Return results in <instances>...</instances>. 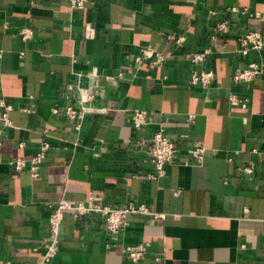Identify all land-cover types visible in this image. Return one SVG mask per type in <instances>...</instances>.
Masks as SVG:
<instances>
[{"label":"crops","instance_id":"crops-1","mask_svg":"<svg viewBox=\"0 0 264 264\" xmlns=\"http://www.w3.org/2000/svg\"><path fill=\"white\" fill-rule=\"evenodd\" d=\"M220 18H231L230 30L212 38ZM23 26L32 37L22 39ZM248 29L264 37V0H87L78 9L70 0H0V99L13 105L0 146V264H40L57 202H88L91 192L165 214L128 213L111 232L96 212L65 211L57 264H264V72L233 79L250 58L264 59V48L235 50ZM144 45L169 55L136 61ZM208 46L200 67L215 78L205 87L191 83V58ZM69 106L85 108L80 125ZM137 108L147 110L142 126ZM162 127L178 152L154 178L140 141ZM42 141L49 147L33 176ZM197 141L201 162L191 161ZM139 241H149L147 253L133 262L124 245Z\"/></svg>","mask_w":264,"mask_h":264},{"label":"built area","instance_id":"built-area-1","mask_svg":"<svg viewBox=\"0 0 264 264\" xmlns=\"http://www.w3.org/2000/svg\"><path fill=\"white\" fill-rule=\"evenodd\" d=\"M87 0H70L72 8H82ZM234 13H241L243 15L248 14V9H240L236 6L230 8ZM213 14H217L213 12ZM256 17H260L259 13H256ZM232 24L231 18H220L213 25L212 38H216L218 32H226L230 30ZM88 28L90 26L88 25ZM20 35L22 39H27L33 36V29L31 26H23L20 29ZM184 36L180 35L177 38L178 42L184 40ZM264 48V37L262 31L259 29H248L238 34L237 46L235 50L242 56H249L252 51H261ZM2 49L0 48V51ZM211 51V47L208 46L202 51L194 53L191 60L193 63V69L191 71V83H201L203 86L208 87L211 85L215 78V71L211 68H203L200 65L206 61L208 53ZM23 54V51H21ZM169 53L159 51L154 45H144L141 47L140 52L136 55V61H142L154 57L155 61H162L167 58ZM264 72V59L262 57L250 58L246 65L238 67L233 73V79L235 81H250L257 75ZM119 72L118 75H121ZM232 104L241 105L242 107L248 106L249 98L246 96H240L236 93H230L228 95ZM0 105L2 111L0 113V146L3 143V134L5 127L13 124L10 117V111L13 109L12 103L7 102L1 97ZM26 111H32V108H26ZM54 112H58L59 108L53 107ZM67 113L70 117L77 119V125H80L81 120L85 114V108L76 109L74 107H67ZM148 120L147 110L144 108H137L134 114V124L136 126L144 125ZM145 144L147 154L150 162L153 165V172L149 173L151 177L159 178L166 173L165 165L167 162L174 159L178 152V141L175 138L170 137L165 128L162 127L154 135L147 139L140 141ZM24 145V142L21 143ZM49 147L47 141H42L40 151L31 157V173L33 176H38L41 168V163L46 156V150ZM204 143L197 141L190 149L191 161L201 162L204 158L205 152ZM17 168H21L26 163V159L23 157H17L11 160ZM247 172H252L253 168L246 166ZM65 211H71L75 216H80L86 213L96 212L104 218V225L106 229L111 232H116L124 225H126L125 217L128 213H142L155 217L164 216L165 213L154 211L146 202H135L130 200L126 205L112 206L109 203H105L100 199V196L95 192H91L88 202L82 200L73 199H61L57 202L50 217L48 225V233L44 236L41 244L43 248V254L40 264H57L54 262V257L59 250L60 232L63 224V217ZM149 241H139L136 243H127L124 245L125 252L130 260L133 262H139L143 259L147 253Z\"/></svg>","mask_w":264,"mask_h":264}]
</instances>
